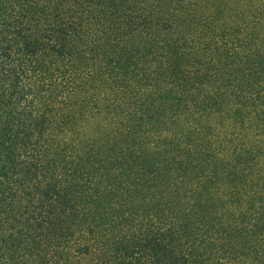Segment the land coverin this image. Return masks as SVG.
<instances>
[{
  "label": "trees",
  "instance_id": "trees-1",
  "mask_svg": "<svg viewBox=\"0 0 264 264\" xmlns=\"http://www.w3.org/2000/svg\"><path fill=\"white\" fill-rule=\"evenodd\" d=\"M0 264H264V0H0Z\"/></svg>",
  "mask_w": 264,
  "mask_h": 264
}]
</instances>
